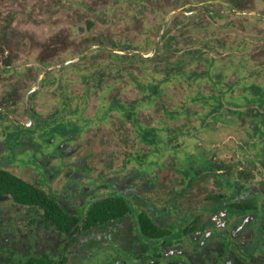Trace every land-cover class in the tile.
<instances>
[{
	"label": "rangeland",
	"instance_id": "1",
	"mask_svg": "<svg viewBox=\"0 0 264 264\" xmlns=\"http://www.w3.org/2000/svg\"><path fill=\"white\" fill-rule=\"evenodd\" d=\"M14 83L19 87L10 94ZM114 85H136L143 92L142 102L117 111L135 121L134 133L144 137L139 154L145 170H159L171 162L180 171L191 168L192 175L215 174L218 167L228 165L225 160H235L233 154L251 155L264 141V131L257 135L253 128L258 123L255 107H264V0H0V107L16 108L27 120L23 111L30 106L27 115L38 122V128L36 124L24 132L35 141L47 144L51 136L59 144L67 132L85 138L88 127L113 108L107 95ZM84 86L92 90L86 115L93 114L98 96L96 114L88 119L77 114V123L70 121L66 130L60 125L58 132L41 123L55 120L62 94L76 102ZM31 87L40 90L28 94ZM201 104L207 111L225 108L228 115L221 121L227 129L195 132L197 128L190 125L209 116L201 111L190 114ZM35 107L41 112L51 107V112L36 117ZM246 108L243 123L250 122L249 117L252 124L240 123ZM137 110L146 121L138 123L133 114ZM177 111L180 115L174 118L172 112L177 115ZM12 120L10 113H0V140L14 148L15 159L26 162L52 152L53 145L50 151L36 146L35 152L19 155L15 137L22 129ZM174 123L179 128L186 124L188 131L171 130L168 125ZM127 124L120 129H129L132 135L133 123ZM119 133L104 130L102 136H94L99 145L90 152L98 153L101 170L110 153L117 156L131 148L129 143L124 146ZM242 158L231 166L249 169L251 161ZM12 172L18 173L17 167Z\"/></svg>",
	"mask_w": 264,
	"mask_h": 264
},
{
	"label": "flooded vegetation",
	"instance_id": "2",
	"mask_svg": "<svg viewBox=\"0 0 264 264\" xmlns=\"http://www.w3.org/2000/svg\"><path fill=\"white\" fill-rule=\"evenodd\" d=\"M16 87L19 83L9 87V93L16 92ZM39 90L31 87V94ZM86 90L84 86L76 102L61 93V106L53 114L55 124L41 123L58 132L60 125H66L62 128L66 130L70 121L77 123L74 121L77 114L91 118L100 99L96 96L94 112L87 116L86 103L92 90H87L88 94ZM110 91L107 97L113 108L99 123L94 121V127H88L85 138L67 132L59 144L51 136L47 144H41L24 132L36 124L38 128V122L27 115L30 106L23 111L27 120L16 108L0 107V113H10L11 122L22 129L15 137L19 155L35 152L36 146L38 149L47 146L48 150L51 145L54 147L52 152L33 154L32 159L24 162L15 159L14 148L0 140V170L42 193L41 198L34 197L25 203L0 192V264H264V153L259 155V151H264V141L249 156L233 154L235 160L244 157L251 161H246L247 170H236L231 166L235 160H225L228 165L218 167L215 174L192 175L191 168L180 171L171 162L159 170L148 171L139 154L144 149V137L134 133L135 121L117 111L142 102L143 92L136 85L129 88L114 85ZM73 103L77 105L74 107ZM204 105L194 106L190 113L209 114L207 120L196 119L198 122L190 125L194 130L197 128L195 132L202 135V131L227 129L221 121L223 115L225 119L228 115L226 109L222 111L219 107L217 111L215 106L207 111ZM47 111L50 114L51 107L42 112L35 107L34 112L40 117ZM247 112V108L241 111L240 123ZM172 113L174 118L180 115L178 111L177 115ZM133 114L138 123L146 121L142 112L137 110ZM253 114L258 121L253 128L259 135L264 131V107H255ZM56 115H60V120ZM218 116L219 120L211 122ZM247 118L250 122L243 124H252ZM127 121L133 123L132 135L129 129H120ZM259 123L262 126H257ZM175 124L168 127L181 134L188 131L186 124L185 128ZM103 129L120 132L119 139L131 148L117 156L110 153L101 170V160L93 150L99 145L95 144L94 136H102ZM15 167L18 173L12 172Z\"/></svg>",
	"mask_w": 264,
	"mask_h": 264
},
{
	"label": "trees",
	"instance_id": "3",
	"mask_svg": "<svg viewBox=\"0 0 264 264\" xmlns=\"http://www.w3.org/2000/svg\"><path fill=\"white\" fill-rule=\"evenodd\" d=\"M0 192L10 194L16 201L25 203H29L34 197L41 198L42 196L37 189L4 170H0Z\"/></svg>",
	"mask_w": 264,
	"mask_h": 264
},
{
	"label": "water",
	"instance_id": "4",
	"mask_svg": "<svg viewBox=\"0 0 264 264\" xmlns=\"http://www.w3.org/2000/svg\"><path fill=\"white\" fill-rule=\"evenodd\" d=\"M164 27H165V25H164ZM161 35H162V33L159 35V37H158V40H157V45H158V43H159V39H160V37H161ZM157 45H156V47H155V49H154V51H153V54L155 53V51H156V49H157ZM119 53H132L131 51H128V52H125V51H118ZM31 92H29L28 94H30Z\"/></svg>",
	"mask_w": 264,
	"mask_h": 264
}]
</instances>
